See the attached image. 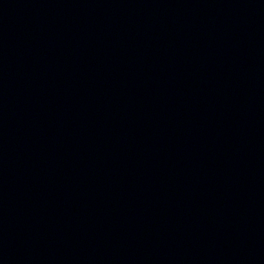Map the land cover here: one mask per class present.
Segmentation results:
<instances>
[{
  "label": "water",
  "instance_id": "1",
  "mask_svg": "<svg viewBox=\"0 0 264 264\" xmlns=\"http://www.w3.org/2000/svg\"><path fill=\"white\" fill-rule=\"evenodd\" d=\"M264 112V0H193Z\"/></svg>",
  "mask_w": 264,
  "mask_h": 264
}]
</instances>
